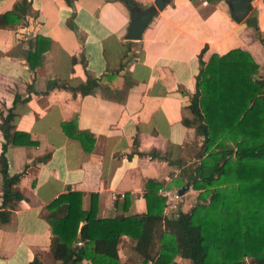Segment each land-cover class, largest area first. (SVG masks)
Here are the masks:
<instances>
[{"label": "crops", "instance_id": "0c3cea01", "mask_svg": "<svg viewBox=\"0 0 264 264\" xmlns=\"http://www.w3.org/2000/svg\"><path fill=\"white\" fill-rule=\"evenodd\" d=\"M246 16L234 20L226 0H167L129 39L125 0H0V152L5 115L9 131L33 141L4 151L7 174L20 173L9 186L20 197L2 204L0 173V209L9 212L0 264L54 261L45 205L61 193L81 192L83 208L93 193L98 215L113 216L145 211L148 178L182 187L184 156L200 143L182 121L199 69L235 47L264 69V0H251ZM88 78L85 92L71 88Z\"/></svg>", "mask_w": 264, "mask_h": 264}, {"label": "trees", "instance_id": "16d2710c", "mask_svg": "<svg viewBox=\"0 0 264 264\" xmlns=\"http://www.w3.org/2000/svg\"><path fill=\"white\" fill-rule=\"evenodd\" d=\"M246 19L257 30L256 21ZM93 84L88 78L71 88L85 92ZM187 108L190 115L182 121L194 126L199 150L197 162L176 183L198 189V201L163 216L162 185L148 178L145 211L100 216L93 193L88 208L82 207L81 192L61 193L45 205L51 264H120V235L143 264H177L175 256L186 264H264V70L240 47L213 54L199 69ZM8 119L1 123L4 205L20 197L9 188L20 173L6 172V144L33 142L26 132L9 131ZM8 213L0 209V222ZM32 264L40 261L35 257Z\"/></svg>", "mask_w": 264, "mask_h": 264}, {"label": "water", "instance_id": "95a60500", "mask_svg": "<svg viewBox=\"0 0 264 264\" xmlns=\"http://www.w3.org/2000/svg\"><path fill=\"white\" fill-rule=\"evenodd\" d=\"M166 1L167 0H153L152 5L144 9H139L131 1L125 0V3L130 7L131 11V19L125 37L129 39L138 38L156 9H161ZM226 3L229 8L230 16L236 21L243 19L251 8V0H226ZM186 187L187 186L180 187L178 192L182 193Z\"/></svg>", "mask_w": 264, "mask_h": 264}, {"label": "rangeland", "instance_id": "374dc122", "mask_svg": "<svg viewBox=\"0 0 264 264\" xmlns=\"http://www.w3.org/2000/svg\"><path fill=\"white\" fill-rule=\"evenodd\" d=\"M198 150H199V146L196 145L195 152H191V154H187L184 156V159H186V161H188V163L184 164V169L188 170V167L194 166V164L197 162L196 161V154H197ZM193 155H194V158L191 159V157ZM185 189H190V191H188L187 194H185V195L178 196V200H179L178 205L181 209L182 208L185 209L186 207H190L191 205H193L194 203H196L198 201V199H197V193L199 191L198 189H195V188L191 187L190 185H188L187 188H185ZM183 191H185V190H183ZM172 208H174V206H172L169 209H172ZM169 213H170V210H169ZM118 253H119L120 264H143L142 263V257L136 251H134L132 249L131 241L128 240V238L126 236L121 237V239L119 241ZM174 260L176 261L177 264H186L187 263V261L185 259H183L179 256H175Z\"/></svg>", "mask_w": 264, "mask_h": 264}, {"label": "built area", "instance_id": "2783aa9c", "mask_svg": "<svg viewBox=\"0 0 264 264\" xmlns=\"http://www.w3.org/2000/svg\"><path fill=\"white\" fill-rule=\"evenodd\" d=\"M158 192L160 195H162L165 198V206H174L175 209V202H172L173 199L178 197V191L174 190V191H170L167 188H160L158 189Z\"/></svg>", "mask_w": 264, "mask_h": 264}]
</instances>
